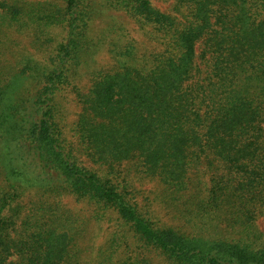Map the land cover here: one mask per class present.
<instances>
[{
  "label": "trees",
  "instance_id": "obj_1",
  "mask_svg": "<svg viewBox=\"0 0 264 264\" xmlns=\"http://www.w3.org/2000/svg\"><path fill=\"white\" fill-rule=\"evenodd\" d=\"M108 1L160 48L112 45L118 69L93 73L67 144L55 100L95 47L92 0H0V36L67 27L49 66L25 56L0 70V264H83L84 223L66 197L134 234L113 235L95 264H147L141 248L161 264H264V0H163L169 13ZM131 173L156 182L179 226L143 211Z\"/></svg>",
  "mask_w": 264,
  "mask_h": 264
},
{
  "label": "rangeland",
  "instance_id": "obj_2",
  "mask_svg": "<svg viewBox=\"0 0 264 264\" xmlns=\"http://www.w3.org/2000/svg\"><path fill=\"white\" fill-rule=\"evenodd\" d=\"M150 3L160 12L169 13L171 11V1L150 0ZM58 4L63 6L60 1ZM92 11L94 16L89 32V37L95 43V47L91 51L92 55L86 63L80 66L75 80L58 91L55 100L56 119L61 126L62 140L67 144L76 142L74 127L79 115L84 113V99L89 93L93 73L98 70L112 72L118 69L119 60L116 61L113 58L114 53L110 52L112 45L117 43L118 46H124L132 43L136 51L141 54L140 56H146L160 48L151 38L152 32L149 28L136 22L123 10L116 9L114 4L111 5L108 0H92ZM34 35L40 37L39 41H36ZM66 36V23L42 28L41 31L33 28L9 29L5 35L0 36V70H3L4 66H8L9 74L15 73L23 67L18 62L25 56H30L40 67L49 66V57L55 54L56 45L63 43ZM79 158L88 169L99 174L104 172V167L91 162L88 157L80 155ZM121 168L123 167L118 170ZM124 174L125 172L120 177L123 178ZM129 184L132 186V189L129 190L132 197L158 225H160L159 223L171 226L180 225L182 221L180 222L172 216L177 213L170 212L166 208L156 182L131 173ZM63 203L72 211L77 212L82 218L81 222L84 223V233L80 241L83 264H95L98 253L107 248V243L113 238V235H118V237L126 235L125 240L128 237L129 243L133 242L131 238H134V234L129 231L127 226L120 224L115 213L108 212L102 219L95 220L90 217L89 208L84 203L71 197L64 198ZM257 224L260 232L264 234V218H261ZM130 250L128 248L125 252L129 254ZM138 253L147 257V264H161V261L158 260L160 258L154 253H149L147 249L141 248ZM119 254L121 256V253Z\"/></svg>",
  "mask_w": 264,
  "mask_h": 264
}]
</instances>
